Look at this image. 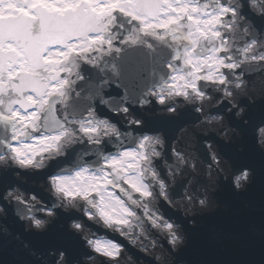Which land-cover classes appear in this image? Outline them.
I'll use <instances>...</instances> for the list:
<instances>
[{
    "label": "snow or ice",
    "instance_id": "obj_1",
    "mask_svg": "<svg viewBox=\"0 0 264 264\" xmlns=\"http://www.w3.org/2000/svg\"><path fill=\"white\" fill-rule=\"evenodd\" d=\"M251 4L254 10L262 11L256 8V0H251ZM158 8H165L167 11L160 14L159 21H156L154 16L150 17L148 14L156 13ZM207 9L208 6L200 4L198 0H0V123L10 125L12 141L8 144L7 158L5 155H0V162L8 166L10 160L13 165H18L20 168L29 166L39 168L44 159L43 154L57 147L64 135L63 131L38 136H33L32 133L39 126L41 114L50 109V95L60 94L65 81L61 80L59 84L52 82L45 87L37 74L50 65L53 57L49 56L48 52L52 46L68 41L76 43L81 33L92 36L93 34L88 30L102 20L108 18L114 20L117 11L139 21L140 24L143 23L145 27L148 20H152L153 23L162 22L161 27L158 28L162 30L172 27L177 19L181 24L187 22L189 33L185 37L187 44L181 59L183 65L190 69L191 78H185L183 68L173 69V73L182 74H173L170 81H183L182 85L168 83L167 87L174 90L176 95H186L189 90L201 91L198 86L200 81L224 86L223 76L217 79L219 74H224L223 69H237L242 61L226 62L224 56L218 55L225 48L224 42L219 43V46L213 48L207 56L197 57L196 46L201 35L210 34L215 40H220L221 33L218 26L222 23L228 24V21L224 20L225 14L230 13L236 18L237 12L235 8L220 4L217 0V7L207 16L200 17L199 13ZM201 20L204 22L201 23ZM193 21L197 22L193 23ZM255 45L256 40H252L242 49V54L249 53ZM76 50L79 48L77 47ZM66 51H61L59 55L63 57ZM227 59L231 60V57ZM244 60L264 61V54L251 58L245 55ZM235 80L243 79L235 76ZM244 87H246L245 81ZM260 95L264 96V92ZM81 130L86 134L97 131L94 126L84 125H81ZM109 130L115 131L114 128ZM231 135V143H234V137H239L240 133L236 129ZM257 140L264 145V124L257 129ZM160 143L158 137L144 135L138 138L135 147L126 148L116 156L107 157L104 165L95 172L82 167L71 175L50 176L49 183L54 194L61 197L65 204L71 203L79 207L81 202H84L82 210L90 220L102 222L106 228L119 233L145 253H148L150 248L155 249V242L150 238L152 231L163 235L170 241L167 256L173 264L174 257L171 253L178 252L184 247L188 238H185V233L178 231L175 223L154 210L157 193L144 181L145 173L150 174L158 185V196L169 204L173 203L166 194L165 183L157 179V174L147 167L150 163L149 157L160 154L151 148V145ZM173 155L180 165L188 166L189 161L181 152L173 149ZM37 157L40 159H36ZM211 160L215 167L221 163L218 153H211ZM217 170L219 174V169ZM191 171H195L194 164ZM181 172L182 169L176 167L169 171V176L174 178ZM242 175L247 177L246 172ZM241 182V178L237 177V187ZM133 192L139 194V200L132 199ZM6 197L9 202L15 200L27 208V215H20L21 218L30 217L31 224L39 225L40 221L33 213L34 209L42 213L43 207L36 209L34 205H29L21 196L14 195L13 192H7ZM192 198L188 197V199ZM199 203L202 206L201 211L207 209L206 199L199 200ZM131 205H138L142 215L137 214ZM76 227L79 228L80 225ZM228 235L219 230L212 232L213 239L217 241L227 239ZM178 239L182 243H177ZM84 240L91 253L87 256L89 264H101V262L122 264L120 258L124 251L123 245L105 237L93 239L90 238V234L85 235ZM145 241L149 243L146 245ZM131 259V256L127 257V260Z\"/></svg>",
    "mask_w": 264,
    "mask_h": 264
},
{
    "label": "water",
    "instance_id": "obj_2",
    "mask_svg": "<svg viewBox=\"0 0 264 264\" xmlns=\"http://www.w3.org/2000/svg\"><path fill=\"white\" fill-rule=\"evenodd\" d=\"M157 12L149 14L157 16ZM116 14L119 15L118 21L122 19L124 31H129L131 25L126 23L127 17L120 12ZM101 25L100 21L88 31L96 34L101 30ZM263 28L264 25L255 27L254 30ZM121 34L120 31L119 36ZM86 37H88L87 33H81L79 36V38ZM66 44L67 42H61L56 45ZM74 44L76 46V43ZM60 52L58 48L51 49L48 55L57 59V57L61 58ZM169 55L170 50L164 45L151 49L141 44V46L121 51L119 56L113 53L104 55L98 67L90 65L86 67L83 78L76 85L79 89L78 93L67 101V114L69 117H81L93 108L100 116H107L119 124L118 134L104 138L101 143L89 144L86 140L71 142L70 147L67 146L64 151L51 158L46 167L35 170L19 169L25 180L17 179L13 174L14 170L10 167L7 170L2 169L0 205L3 206L6 216L0 217V264H53L56 257L49 253L50 251L57 253L60 250L65 252L68 264L90 255L80 235L68 228L69 221L75 218L82 219L84 226L97 234H105L123 243L126 250L135 254L136 260L142 258L145 261L139 263L138 260L139 264H159L153 257L134 249L121 235L95 224L76 210L65 212L60 207H55L57 215L45 231H25L20 215H27V208L15 200L7 202L4 199L3 190L17 183L21 189L28 193L32 192L43 200L45 206L53 208V205L58 203L57 198L40 184L43 180H47V176L56 172L70 171L83 164L96 166L104 154L135 145L138 136L146 132L162 131L166 141L170 142L179 127L197 122L199 118L194 106L188 105L189 107H185L186 109L180 111L177 116L159 114L157 111L163 107L149 94V88H154L166 78L169 69L165 63ZM56 59L57 63L59 59ZM55 62L50 67L57 73L59 63L56 67ZM43 78L47 79L45 76ZM38 79L42 81L39 76ZM43 85L47 87L45 83ZM59 99V94L49 97L50 109L42 113L40 121L42 131L49 133L66 125L57 112ZM244 103L248 109L243 118L237 119L233 113L228 115L230 124L237 127L240 133L234 143H225L215 135L210 137L201 135L197 140L201 142L203 139H214L220 153L230 160L234 170L251 167L255 173V179L248 191L244 193L233 191L231 178L223 181L221 188L213 195L221 204L227 205V210L217 209L211 214L185 217L181 214L182 210L171 207L164 199L159 200L157 206L161 208L163 214L181 224L188 238L184 247L172 253L173 264L178 262L181 264H264V152L257 147L256 139L253 137L260 124L264 122V97L255 101L244 100ZM121 105H128L138 115L143 114L146 117L144 125L132 126L120 122L114 110ZM141 105L153 115L146 116V113L144 114L140 109ZM226 107L227 103H222L211 111L224 110ZM71 126L74 130L77 129L75 123H71ZM9 136L8 124L0 123V153L8 149L5 142ZM241 148L242 151L239 150ZM200 152L207 161L208 151L204 147V141L201 143ZM161 171L165 176L163 168ZM181 187H185L184 180L177 182L171 194L174 197L180 196ZM134 196L138 197L136 194ZM245 202L248 207H244ZM42 205L37 206L36 209ZM189 219L196 221L194 227L189 225ZM214 230L229 234L228 238L220 241L213 239ZM146 242L149 243V241Z\"/></svg>",
    "mask_w": 264,
    "mask_h": 264
},
{
    "label": "clouds",
    "instance_id": "obj_3",
    "mask_svg": "<svg viewBox=\"0 0 264 264\" xmlns=\"http://www.w3.org/2000/svg\"><path fill=\"white\" fill-rule=\"evenodd\" d=\"M212 73H210L211 75ZM220 76H223V79L225 81L224 84V88L222 89V94H223V98L221 100H227L228 103L231 105L230 108L227 109V111H231L233 108L236 109L235 111V116L236 118H240L243 116L244 110L245 108L243 106H238L239 100L236 99L237 94H243L244 93V81L243 80H230L228 79L227 76H225L223 73H220L219 76L217 77V79L219 80ZM235 84L236 86L234 87L235 91L230 90L229 85H233ZM217 87H219V83L216 84ZM175 94V93H174ZM170 96L173 94H169ZM176 95V94H175ZM184 99L188 102H195L196 103V108L195 111L197 113H199L201 115V121L200 122H207L208 124H212L213 122H215L218 125H221L220 128L215 129L214 131L216 132L217 136L219 137H225V139H222L225 143H231L232 141V135L228 134V130L226 128L223 127L222 123L223 121H225V116L223 114H216V115H211V116H205L203 115V108L201 107L204 103V101L206 100H211V96L207 95L204 91H191L189 90L187 92L186 95H183ZM221 100H218L217 103L220 104ZM166 101V97L164 96H158L157 97V102L160 104H164ZM168 112H174L175 109L172 107H169L167 109ZM236 129L234 127H232V131H235ZM227 132V135H225V133ZM146 135H152V136H156L159 138L160 140V144L164 143V139H163V135L162 133H155V134H146ZM213 142L212 141H204V147L211 153H218L219 155V159L222 158H226L222 153H220L217 149L216 146V150L213 151ZM257 147L260 149V151L264 152V145H261L260 142L257 140ZM173 149H175L173 147ZM187 160L189 161L188 163V170L191 171L192 169V165H195V171L194 173L198 174V170H197V166H196V162L194 159H192L191 157H187ZM221 160V159H220ZM227 160V158H226ZM3 162H0V165H3ZM18 166V165H15ZM181 166H184L183 164H181ZM19 167V166H18ZM208 175L209 177L211 176V169H210V165H208ZM216 169H219V174H217V178L215 181H211V183H207L203 190H199L197 189L198 195L195 196V198L192 199H187V207L184 209L183 212H181V214L185 217H193V216H198V215H206V214H211L213 212H215L217 209H223V210H227V205L225 204H221L216 197L213 195V193H215L218 189H219V183L218 181H220L221 179H223L224 181H227L229 179V177H231V186L234 192L236 193H244L247 192L249 189V186L252 185L254 179H255V173L253 171V169L251 167H247V168H239L238 170H234L233 167L231 168L230 172L225 173L224 170V166L223 163L221 161L220 164L216 165ZM204 171V170H203ZM192 172V171H191ZM200 172V170H199ZM246 172L247 173V177H243V173ZM179 174V173H178ZM186 174V173H185ZM240 177L242 182L240 183L239 187H237V183H236V178ZM8 192H12L11 189L8 190ZM52 195L57 197V201L58 203L53 205V208L55 207H61L63 211L68 212L71 209H76L77 211H80L81 209L78 206H73L71 205V203L69 204H65L63 199L59 196H57L56 194H54V192L51 190ZM34 199H32L33 201H36L37 204H40V201L37 200V198L35 196H33ZM32 197V198H33ZM201 199H206L208 202L207 205V209L204 211H201L202 206L199 203V200ZM5 200H9L6 196H5ZM60 201H63V203H59ZM172 207V204H169ZM244 207H248L247 202H245ZM53 208H44V211L42 212L43 215L38 218L34 213L33 215L36 216V218L40 221L39 225H35V224H31L29 222L30 217H25V218H21L20 219L24 222V226H25V231H36V232H43L47 229V227L49 226V224L52 222V220L56 217V212L53 211ZM40 209V208H39ZM83 211V210H82ZM0 212H3V208L0 207ZM83 215L85 217L88 218V216L84 213L83 211ZM89 219V218H88ZM90 220V219H89ZM170 222H173L176 224L178 231L183 232V228L182 225L175 222L174 220H170ZM188 223L190 226H195L196 221L193 219H189ZM76 225H80L79 228L76 227ZM68 228L70 231H73L77 234L80 235V238L85 242L84 246L86 248H88V245L86 243V241L84 240V236L89 234L86 231V227L83 224L82 220L79 219H72L69 221L68 223ZM185 238H187V235L185 234ZM155 242V249L157 248V246H159V248L163 249V251L168 255V252L166 249H164L161 241H166L167 245L170 247V241L165 239L163 235H158L155 239H152ZM159 242V243H158ZM177 243H182V241L180 239L177 240ZM154 249V250H155ZM55 255V260L53 262V264H68V259L67 256L65 254V252L63 250L58 251L57 253H53L50 251L49 255ZM149 254V252H148ZM157 257H159V259L161 258L160 255H157ZM156 257V259H157ZM157 259V260H159ZM89 264V261L87 260V256H83L81 257L80 260H74L72 261V264ZM167 264H171V260L168 259Z\"/></svg>",
    "mask_w": 264,
    "mask_h": 264
},
{
    "label": "rangeland",
    "instance_id": "obj_4",
    "mask_svg": "<svg viewBox=\"0 0 264 264\" xmlns=\"http://www.w3.org/2000/svg\"><path fill=\"white\" fill-rule=\"evenodd\" d=\"M166 11H167V10H165V12H166ZM165 12H164V13H165ZM156 24H159V25H161V24H162V22H160V23H156Z\"/></svg>",
    "mask_w": 264,
    "mask_h": 264
}]
</instances>
